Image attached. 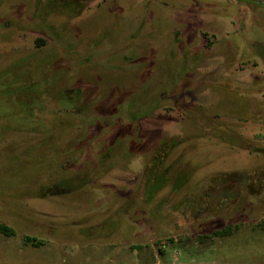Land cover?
I'll list each match as a JSON object with an SVG mask.
<instances>
[{
	"label": "rangeland",
	"instance_id": "obj_1",
	"mask_svg": "<svg viewBox=\"0 0 264 264\" xmlns=\"http://www.w3.org/2000/svg\"><path fill=\"white\" fill-rule=\"evenodd\" d=\"M242 17L0 0V264H264V11Z\"/></svg>",
	"mask_w": 264,
	"mask_h": 264
},
{
	"label": "flooded vegetation",
	"instance_id": "obj_2",
	"mask_svg": "<svg viewBox=\"0 0 264 264\" xmlns=\"http://www.w3.org/2000/svg\"><path fill=\"white\" fill-rule=\"evenodd\" d=\"M233 2L235 3V5L238 7L239 9V13L243 16L242 18L244 19H249V18H254L255 16H257V13L262 10L264 11V7L257 4V3H252V2H246V1H235L233 0ZM211 194L213 193V191H210ZM215 193V192H214ZM216 194V198H212L211 200H216V203L218 202V204L220 205V207H223V200L219 201L220 197L223 196L226 199V195L224 194L223 191L218 190ZM222 197V198H223ZM223 205V206H222ZM198 208V207H197ZM187 211V207L186 209H184L182 215H185ZM194 215V214H193ZM195 216V215H194Z\"/></svg>",
	"mask_w": 264,
	"mask_h": 264
},
{
	"label": "trees",
	"instance_id": "obj_3",
	"mask_svg": "<svg viewBox=\"0 0 264 264\" xmlns=\"http://www.w3.org/2000/svg\"><path fill=\"white\" fill-rule=\"evenodd\" d=\"M38 42H43V40L41 39V38H38L37 40H36V43H38ZM160 154H163V152H158L155 156H157V159H159V158H163L164 156H161ZM154 156V157H155ZM154 160H155V158H154ZM168 169V168H167ZM165 170V172L164 173H167V171L168 170ZM228 176H233V175H228ZM239 177H242V176H240L239 175ZM168 179V178H167ZM167 179L165 180V182L164 183H166V181H167ZM233 179V178H232ZM154 183V180H153V178H151V182H150V186L151 185H154L153 184ZM175 186V185H174ZM52 194V193H51ZM231 232H232V230L229 228V227H227V228H225V229H223V230H221V231H214L213 232V235H225V236H227V235H230L231 234ZM0 234H2V235H4V236H10L11 235V231H10V229L9 228H7L6 226H4L3 224H0Z\"/></svg>",
	"mask_w": 264,
	"mask_h": 264
},
{
	"label": "water",
	"instance_id": "obj_4",
	"mask_svg": "<svg viewBox=\"0 0 264 264\" xmlns=\"http://www.w3.org/2000/svg\"><path fill=\"white\" fill-rule=\"evenodd\" d=\"M235 1H237V2L238 1H246V2L257 3V4H259V5L264 7V0H235Z\"/></svg>",
	"mask_w": 264,
	"mask_h": 264
}]
</instances>
